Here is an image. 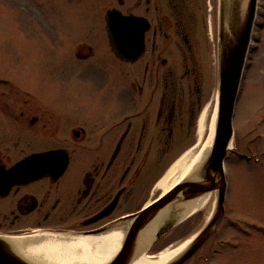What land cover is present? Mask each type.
Instances as JSON below:
<instances>
[{
  "label": "flooded vegetation",
  "instance_id": "flooded-vegetation-1",
  "mask_svg": "<svg viewBox=\"0 0 264 264\" xmlns=\"http://www.w3.org/2000/svg\"><path fill=\"white\" fill-rule=\"evenodd\" d=\"M220 3L110 0L101 18L105 27L111 11L131 19L130 57L116 55L107 28L75 30L63 75L69 91L82 89L62 101L35 79L0 71V239L125 230L124 219L144 208L120 214L138 187L157 182L199 138L219 58ZM82 85L94 97L84 98ZM22 164L33 166V178L13 175Z\"/></svg>",
  "mask_w": 264,
  "mask_h": 264
},
{
  "label": "rangeland",
  "instance_id": "rangeland-1",
  "mask_svg": "<svg viewBox=\"0 0 264 264\" xmlns=\"http://www.w3.org/2000/svg\"><path fill=\"white\" fill-rule=\"evenodd\" d=\"M109 1L0 0V71L14 78L35 79L42 93H53L54 98L61 101L68 92L79 93L82 89L79 84L70 91L65 85L63 63L67 38L75 30H105L101 9ZM82 87L84 98L94 97L95 92L89 85ZM206 107H209V128L213 114L219 108L218 62ZM208 128L191 147L179 150L180 155L175 160L197 145H204ZM233 128L232 151L225 163L229 183L225 219L216 234L186 264H264V0L257 3ZM251 154L256 155L261 164L240 157ZM155 183L147 182L146 189L142 185L138 187L134 205L120 214L134 213L155 201L160 195L153 193ZM148 189L150 194H147ZM215 198L214 194L210 195L204 209L158 242L149 254L194 237L211 217Z\"/></svg>",
  "mask_w": 264,
  "mask_h": 264
},
{
  "label": "water",
  "instance_id": "water-1",
  "mask_svg": "<svg viewBox=\"0 0 264 264\" xmlns=\"http://www.w3.org/2000/svg\"><path fill=\"white\" fill-rule=\"evenodd\" d=\"M257 3L258 0H221L218 58L219 108L213 145L190 177L140 212L124 219L129 223L123 232L121 248L108 264H132L139 256L141 242L147 230L155 223L156 227L147 245L146 254L161 253L163 250L156 254H149L158 240L189 218L185 216V205L213 193H216V200L208 222L191 239L184 251L167 264H185L217 232L226 213L228 183L225 161L229 152L232 151L230 147L234 138L233 117L255 26ZM106 23L114 52L120 59L128 60L131 19L119 12L111 11L106 16ZM12 171L18 179H30L36 174L30 164L19 165ZM123 228L118 227L110 232ZM15 239H0V264H35L21 255L15 245Z\"/></svg>",
  "mask_w": 264,
  "mask_h": 264
},
{
  "label": "bare ground",
  "instance_id": "bare-ground-1",
  "mask_svg": "<svg viewBox=\"0 0 264 264\" xmlns=\"http://www.w3.org/2000/svg\"><path fill=\"white\" fill-rule=\"evenodd\" d=\"M217 114L216 108L208 128L209 107L203 110L199 120L198 134L202 138L208 128L207 142L201 146L197 145L177 159L156 183L153 193H160L159 196H163L194 173L213 145ZM208 201L209 196H203L187 203L185 216H192L204 209ZM155 227L156 223L147 230L141 242L139 256L132 264H167L180 255L191 242L187 240L184 243L172 245L157 255H147V245ZM124 231L123 229L113 231L99 237L31 235L16 238L15 245L21 255L35 264H108L121 248Z\"/></svg>",
  "mask_w": 264,
  "mask_h": 264
}]
</instances>
